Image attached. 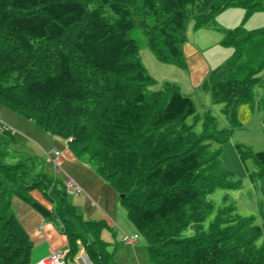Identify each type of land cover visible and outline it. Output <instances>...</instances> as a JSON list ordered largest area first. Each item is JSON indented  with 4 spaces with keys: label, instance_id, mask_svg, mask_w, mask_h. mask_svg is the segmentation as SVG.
<instances>
[{
    "label": "trees",
    "instance_id": "1",
    "mask_svg": "<svg viewBox=\"0 0 264 264\" xmlns=\"http://www.w3.org/2000/svg\"><path fill=\"white\" fill-rule=\"evenodd\" d=\"M230 6L245 7L246 19L264 11V0H0V106L67 140L115 188L153 264H264L261 226L234 213L233 204L215 209L211 194L231 185V172L209 151L204 138L211 133L187 123L196 113L193 98L172 81L149 89L155 78L132 35L141 27L158 60L186 68L189 20L219 27L216 16ZM224 30L234 56L207 83L212 100L236 117L240 103L253 102L255 86H264V27ZM0 128V264H33L15 198L62 224L66 263L80 241L95 264H118L101 237L106 223L84 219L62 179ZM244 155L264 177V149Z\"/></svg>",
    "mask_w": 264,
    "mask_h": 264
},
{
    "label": "crops",
    "instance_id": "2",
    "mask_svg": "<svg viewBox=\"0 0 264 264\" xmlns=\"http://www.w3.org/2000/svg\"><path fill=\"white\" fill-rule=\"evenodd\" d=\"M216 17L219 27L193 28L192 26L188 28L187 26L183 51L190 75L184 78L183 83L189 89L199 84L211 70V65L204 53L206 49L221 40L222 33L218 30L234 28L239 25L241 20H245L243 19L244 10L239 6H232L220 12ZM261 21L264 22V15L260 14L254 16L248 25L254 27ZM165 81L171 80L166 79ZM175 83L183 91V87L176 81ZM1 123L13 131L19 142L16 145L17 148L40 157L44 170L52 176H55L54 165L52 160L47 157L46 152L50 149H58L61 152L57 159L61 167L58 178L63 181V178L70 176L83 188L81 194L68 193V200L77 208L84 219L106 223V226L101 230V237L108 246H113L112 249L110 247L109 249L114 253V258L118 264H152L148 259L145 245L140 243L138 230L128 219L126 210L120 203V194L105 178L97 173L87 160L76 156L71 151L67 140H62L44 131L33 121L5 106H0V126ZM32 195L43 206L52 210L54 203L43 192L33 190ZM14 205L18 217L33 243L32 263L53 250H64L66 256L68 237L62 231V224L56 223L17 198L14 200ZM125 235H137V238L133 244H128L123 241ZM78 243L77 253L67 264H95L84 244L80 241Z\"/></svg>",
    "mask_w": 264,
    "mask_h": 264
},
{
    "label": "rangeland",
    "instance_id": "3",
    "mask_svg": "<svg viewBox=\"0 0 264 264\" xmlns=\"http://www.w3.org/2000/svg\"><path fill=\"white\" fill-rule=\"evenodd\" d=\"M239 7L244 10L243 19H245L246 9L243 6ZM260 14L263 16L264 11H255L245 20H241L239 25L243 24L247 29L264 27L263 21L254 27L248 25L254 16ZM192 26L194 28L193 21L189 20L188 28ZM218 31L222 33L221 40L206 49L204 53L211 65V70L231 62L235 52L232 44L223 43L226 35L225 30ZM132 35L139 43V55L146 70L155 78V82L149 86V89H159L166 79H170L172 82L176 81L183 87L182 92L189 94L196 105V113L187 118V123L198 134L211 133L204 138L205 143H208L209 151H218L223 166L231 172L229 175L231 180L227 179L231 185L217 187L211 194L215 209L233 204L234 213L237 212L250 217L254 224L261 226L262 235L257 240V243L261 244L264 241V177L259 174V167L252 157L244 155L242 158V154L246 149L252 151L264 149V86L256 85L253 91V102L240 103L236 109V117L234 115L232 117L230 109L226 108L224 103L212 100L207 83L210 72L199 84L189 89L183 83L184 78L190 75L188 67H174L175 65L172 66V64L169 65L158 60L148 44L146 33L141 27H136ZM247 55V51L244 52V56L247 57ZM258 75L264 76V66L259 69ZM207 114L211 118L206 117ZM207 120L211 123L206 126ZM224 136L227 138L224 139ZM233 183L237 186H233ZM138 233L140 243L144 246L145 237L139 231ZM109 247L113 248L112 245L108 246V249Z\"/></svg>",
    "mask_w": 264,
    "mask_h": 264
},
{
    "label": "built area",
    "instance_id": "4",
    "mask_svg": "<svg viewBox=\"0 0 264 264\" xmlns=\"http://www.w3.org/2000/svg\"><path fill=\"white\" fill-rule=\"evenodd\" d=\"M1 127L3 129L7 128V126L3 123H1ZM46 154H47V157L53 162L55 177H58L59 173L61 172V167L57 159L59 155L61 154V152L58 149H50L46 152ZM62 182H63V185L67 193H72V194L83 193V188L72 177L66 176L65 178H63ZM136 238H137V235L135 236L125 235L123 238V241L128 244H133ZM33 264H67L66 257H65V251L61 249L53 250L48 255L44 256L43 258H40L36 262H33Z\"/></svg>",
    "mask_w": 264,
    "mask_h": 264
}]
</instances>
